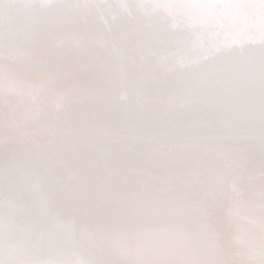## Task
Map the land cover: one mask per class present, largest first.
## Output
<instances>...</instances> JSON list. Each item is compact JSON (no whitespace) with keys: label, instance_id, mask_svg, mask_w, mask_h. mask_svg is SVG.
I'll return each mask as SVG.
<instances>
[{"label":"snow or ice","instance_id":"snow-or-ice-1","mask_svg":"<svg viewBox=\"0 0 264 264\" xmlns=\"http://www.w3.org/2000/svg\"><path fill=\"white\" fill-rule=\"evenodd\" d=\"M140 7L0 0V264H264V0L146 6L180 21L173 55L149 59L133 81L117 42L90 81L113 105H154L142 123L101 133L70 117L83 85L32 74L27 40L41 25L56 37L83 16L78 32L92 9H108L110 25L134 31ZM169 72L186 86L157 100L143 75ZM193 112L205 115L199 125Z\"/></svg>","mask_w":264,"mask_h":264},{"label":"water","instance_id":"water-1","mask_svg":"<svg viewBox=\"0 0 264 264\" xmlns=\"http://www.w3.org/2000/svg\"><path fill=\"white\" fill-rule=\"evenodd\" d=\"M60 1L61 0H55V2ZM75 3L79 4H92L95 5V3L93 2V0H72ZM99 5H103V4H127V2H129V4H136V5H140V17L143 20V23H141L142 25H140V29L142 28L143 33L148 34L149 37H147V40L144 39H139L138 35L141 36V34H134L132 39L134 40L135 44L138 45L139 47V53H135L132 52L130 49L126 48V45L123 46V51L125 53L128 52H132L133 55L131 56H135L139 58L140 61V66H137L136 64H131L128 65V59L126 57V54L123 53V59L121 58V62H125L127 63V67L129 69L130 75H131V79L134 81L136 79V73L137 71L142 68L145 64H147L148 62V56L150 55V57L153 58V60H155L157 57H159L160 60L165 59L166 57H170L171 55H173V52L171 50V48L169 47L170 45L173 44H178L181 42V38L180 37H176L174 39V37L169 36L167 34V32H160V31H155L153 29L155 28H150V26L147 25V23L149 22V20H158L162 23L165 20L164 16H167L168 13H164L163 16H159V17H155V12L159 11V9H156L155 7L153 8H147V5H158V4H162V3H170V2H174V0H141V2H139L138 0H96V3H99ZM72 4V3H70ZM92 12H95L97 14V18H90L88 20L92 22L90 24H96V28H98L99 30L100 25L103 24L105 27L107 25H109L110 20L114 19L113 14H111V10L108 9H92ZM130 19L132 17H129ZM144 18L147 19V22H144ZM80 20V22L84 21V17L83 16H78V18L73 17L71 18V20L69 21V27H71V25L76 24V20ZM139 22V21H138ZM168 26L166 28H169L168 30H171V27L176 29L177 27L181 26L180 21L175 18L174 16H169L168 18ZM122 25V27H124L126 30L129 28V25L127 23L124 24H120ZM145 25V26H144ZM170 25V26H169ZM93 26V25H92ZM107 28V27H106ZM164 30V29H163ZM102 31V30H100ZM120 34L122 32H124L123 30L119 29L117 30ZM151 31V32H150ZM72 34H61L59 35L60 38H57L59 41H64V39L68 38L66 36L70 35L73 36V34L75 33V38H79L80 40L85 39L86 37L84 36V33L86 32L84 28L80 29L78 32L72 31ZM162 33V36H156ZM72 37V38H74ZM70 39V38H69ZM88 40V39H87ZM144 40V41H143ZM71 41V40H70ZM114 41L117 43V40L114 39ZM118 41L119 42H123L125 43V40L119 36L118 37ZM254 43L255 45H258L260 43L259 39H256L255 41H245V43ZM77 44V42L75 41V43L72 44H68V47L71 46V48L75 49V50H79L82 53H86L88 56H92L91 54H93L94 52H96L94 59L96 61V67H98L97 63L98 61H104L102 58L99 60L98 59V55H104V56H108L110 55V52L107 51L106 49H112L111 47L108 48L107 46H105V43L99 42V43H94L90 44L87 48H79V47H75V45ZM99 44V45H98ZM241 45H236V47H240ZM125 48V49H124ZM43 47L38 46L35 49V53H36V60L33 59L32 57V64L34 66H36L37 68H43L48 66L49 60H45V53L42 52ZM106 51L105 54H103ZM179 51V50H177ZM148 52V53H147ZM251 55L256 56L257 58L259 57V52H253L251 53ZM85 63H81V64H74L73 67H71L68 63H65V68L69 70V72L71 71V69H75L76 73L80 76L83 75V77H85L84 79H80V82L77 81L78 79H72V78H62L61 79L58 77L57 73L53 72V71H49V70H45V71H37L35 69H31L32 73H35L34 76H36L37 78H39L42 75L48 76L50 78H54L56 80H58L61 83L64 82H76L79 83L81 85L84 86V90L88 89H92L90 91H92L91 93H86L83 92V94L81 96L78 97V99L76 101L73 102V106L70 109V117L71 118H75L77 120H80L82 122L86 121L89 123H93L90 118H95L94 117V112H96L97 109H101V113L103 115H105V117L103 116V119L105 120H101L102 122H104L106 124V126H98L100 125V123H98L96 125V129L99 132H103V129L107 126L113 127V128H123L127 125H129L132 121H136L138 123H142L146 118L147 119H153L156 115H158V113L155 112V106L151 105L149 108H145L143 105L136 103L135 105H131V104H127V105H113L110 103V95L108 92H97L94 88L90 87V81L93 80L96 75L92 74V72H84L83 70V66L88 63L89 61L87 59H85ZM44 63V64H43ZM63 65V64H61ZM97 70V69H95ZM84 72V73H83ZM166 75L171 76L172 73H165ZM151 73L148 74H144L143 75V79L145 81V84H151V83H156L158 81L154 80V78L151 77ZM165 75V76H166ZM162 76V75H161ZM164 77V75H163ZM182 76H176L174 77V79H171L166 81L163 80V85L161 86H154L155 90L157 91H153L150 89H147V92L153 97H155V99L159 100L161 97L163 96H167L169 94L175 93L177 95H179L180 90L183 89L186 86V83L184 84V86L179 83V86H176V83H178L179 81H183L180 80ZM147 81V82H146ZM113 81L112 80H108L107 81V85L109 87L112 86ZM170 85L168 86L169 90H161L159 89V87H163L164 85ZM110 105L111 107L104 109L102 107L103 104H107ZM86 104V105H85ZM79 112V113H78ZM81 113V114H80ZM139 113L144 114V116H141ZM91 115V116H90ZM205 119V115L202 112H193L190 116V120L192 122L193 125H199L200 123H202ZM45 143H47V141H45ZM131 149L128 148H120L116 150V155L120 156L123 155L124 153H128L130 152ZM247 154L248 157L250 159V174L252 177V181L255 184H259V180H260V168H261V151H260V147L259 144L256 143L254 145H252L251 147H249L247 149ZM81 163H83V161H81ZM78 239L85 245H90V244H100L102 243L101 238L99 237H92L89 235H81L78 237Z\"/></svg>","mask_w":264,"mask_h":264},{"label":"bare ground","instance_id":"bare-ground-1","mask_svg":"<svg viewBox=\"0 0 264 264\" xmlns=\"http://www.w3.org/2000/svg\"><path fill=\"white\" fill-rule=\"evenodd\" d=\"M54 1L55 0H49V2H51V3H54ZM138 1L141 2V0H138ZM93 2L95 3V5L100 4V2L96 3V0H93ZM55 3H61V4H70V3H72L73 5L77 4V3L74 4V2L72 0H61V2L57 1ZM79 4H81V3H79ZM127 4H129V2H127ZM103 5H106V4H103ZM75 17L78 18V16H75ZM128 19H129V21H131L132 25L134 26V31L130 27L126 30L120 24L119 25H110L109 24V25L106 26L107 28L103 24H101L100 25V28H101L100 30H102V31H100L98 28H96V24H90L92 22V20H91V21L88 22L87 27L84 28L85 31H86L84 33V36L88 39L89 45L90 44L94 45V43L97 44L99 42H102V43H105L106 44L105 46H107L108 48H110V47L113 48L114 45L116 44L114 39L117 40V42H119L118 41V37L121 36L125 40V43L121 42L122 45L123 46L126 45V48H128L132 52H135V53L138 54L139 53V48H136V47H139V46L136 45L134 40L132 39L133 35L134 34H141V36L138 35V38L140 39L142 37L141 39L145 38L146 40H147V37H149V35L143 33L142 28L140 29V25H142L140 22H138L137 20H133L132 18L131 19L128 18ZM144 19H145L144 22H147V19L146 18H144ZM78 22L79 23H83V22H80L79 19L76 20V23H78ZM68 25H69V21H68ZM147 25L150 26V28H155V29H153L154 32L157 31V30L162 32V33L168 31L167 32L168 35H169L170 31H175L176 30V29H174L172 27H171V30H168L169 28H166L168 26V22L164 21V22L161 23L159 21V19L158 20H154V22H153V20H149ZM110 28H111V31H109ZM119 29L123 30L124 32H122L120 34L117 31ZM64 33H66V34L71 33L72 34L71 27H68L67 29H65L62 34H64ZM101 33H102V35H101ZM162 33L159 34V35H156V36H162ZM74 36H75V33L73 34V36H70V35L66 36L68 38L64 39V41H59L57 38H60V36L54 37L45 28L44 25H41L30 37H28L27 43L29 44V46L31 48V53H32L31 62H32V57H33L34 60H36V57H37L36 53H35V49L38 46H41V47H43L42 52L45 53V55H44L45 56V60H49V63H48V66L43 67V68H37L36 66H34L32 64L31 69H35V67H36L35 70H37V71H45V70L53 71V72L57 73V75H58V77L60 79H61V77L62 78H72V79H75V80L78 79L77 81L80 82V79H84L85 77H83V75L79 76L76 73L75 69H71V71L69 72L68 68L66 69L64 65H65V63H68L71 67H73L74 64L85 63L86 62L85 59H87L89 62L86 63L83 66L84 72H86V73L92 72V74L97 75V70H95V69H97L98 67H96V64H95L96 61L94 59V56H95L96 52L91 54L92 56H88L86 53H82L79 50H75V49L71 48V46L68 47V44L75 43V41L78 43L80 41L79 38H75L76 36L75 37ZM72 37H74V38H72ZM175 38L176 37H174V39ZM123 46H122L121 51L123 53H125L123 51ZM103 52H104L103 54L106 53V51H103ZM132 52L125 53L126 57L128 59V65L136 64L134 62V60H133V57H135V56H131V55H133ZM108 56H104V55L100 54V55H98V59L100 60L102 58L103 60H105L106 58H108ZM122 57L119 58L120 61H121ZM147 59L149 60V59H153V58L150 57V55H149ZM102 63H103V61H98L97 65H101ZM61 64H63V65H61ZM137 66H140V65H137ZM32 74L35 75V73H32ZM163 75H164V77H163ZM165 75H166L165 73L162 74V76H159V77H155V76L151 75V77L154 78V80H156L158 82L151 83L152 86L150 88H148V89L153 90V91H157V90H155L154 86H161V85H163V80L168 81V80H170V78L174 79V77H175L174 74H172L171 76H169V75L165 76ZM176 76H182L180 80H183V81H179L178 83H176V86L178 87L179 83H181L184 86V84L186 83L187 77H185L183 75H176ZM130 77H131V75H130ZM168 86H170V85H168V84L164 85L163 87H159V89H161V90L162 89L163 90H169ZM86 89L87 90H84V92H86V93L87 92L88 93L92 92V91H90V90H92L91 88L90 89L86 88ZM3 103L5 105H7L9 102L8 101H4ZM131 105H135V104H131ZM102 107L104 109H106V108H109L111 106L108 105V103H107V104H103ZM93 114H94L95 118H93V117L90 118V120L93 122L92 124H94L96 126L98 123H100V125H98V126H106V124L101 121V120H105V119H103V116L105 117V115H103L101 113V109H97L96 112H94ZM139 114L141 116H144V114H142V113H139Z\"/></svg>","mask_w":264,"mask_h":264}]
</instances>
